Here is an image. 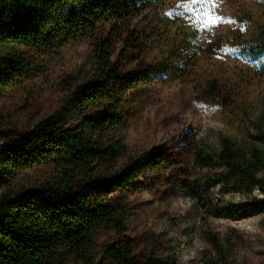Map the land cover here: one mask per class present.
Masks as SVG:
<instances>
[{
  "label": "rangeland",
  "instance_id": "374dc122",
  "mask_svg": "<svg viewBox=\"0 0 264 264\" xmlns=\"http://www.w3.org/2000/svg\"><path fill=\"white\" fill-rule=\"evenodd\" d=\"M215 3V14L233 23L203 27L196 19L203 11H197L199 5L192 12L182 7L175 13L157 10L147 14L154 18L161 38L142 57L116 46L118 74L143 64L150 81L137 86L116 83L114 100L87 115L123 116L122 127L109 136L123 138L127 145L121 164L147 154L163 158L161 166L144 164L132 189L110 196L124 230L120 237L104 227L97 237V253L108 243L125 240L133 246L138 263L152 255L164 264L221 262L208 241L212 234L226 250L221 264H264V211L250 205L254 198L264 200V172L255 191L248 193L230 184L220 168L203 170L194 163L199 154L217 157L221 137L264 146V54L259 58L240 54L243 43L264 40V0ZM141 19L143 25L148 22ZM101 32L70 39L54 51L36 45L14 49L19 68L26 73L0 87V144L56 115L78 87L96 75L97 39L109 34L108 28ZM8 51L0 43V56ZM74 113L67 129L83 126V116ZM56 175L47 161L13 175L2 171L0 200L9 189L47 186ZM194 180L211 184L210 194L204 196L206 208L177 187L178 182Z\"/></svg>",
  "mask_w": 264,
  "mask_h": 264
},
{
  "label": "trees",
  "instance_id": "16d2710c",
  "mask_svg": "<svg viewBox=\"0 0 264 264\" xmlns=\"http://www.w3.org/2000/svg\"><path fill=\"white\" fill-rule=\"evenodd\" d=\"M178 8L176 0H0V43L9 50L0 56V87L26 73L16 61V47L36 45L54 51L70 39L109 31L106 38L97 39L96 75L82 83L56 115L0 144V172L4 174L13 175L44 161L57 170L47 186L9 189L3 194L0 264H164L154 255L136 262L133 246L125 240L108 243L103 252H96L104 227L120 237L123 234L125 222L110 196L132 189L144 164L161 166L163 156L147 154L121 164L127 145L123 138L109 136L122 127L123 116L93 119L87 111L97 112L112 102L118 82L137 86L150 81V71L143 64L136 71L118 74L116 46L125 54L142 57L161 38L147 13H175ZM142 17L148 18L145 25ZM240 54L261 57L264 40L243 43ZM74 112L83 116L80 130L65 127ZM102 138L107 140L101 142ZM194 163L203 170L220 168L230 184L253 193L264 172V146L221 137L217 157L199 154ZM177 187L206 208L208 181L178 182ZM250 205L264 211V200L254 198ZM208 241L221 261L209 264H221L226 259L224 246L216 235H208Z\"/></svg>",
  "mask_w": 264,
  "mask_h": 264
},
{
  "label": "snow or ice",
  "instance_id": "6c2138e0",
  "mask_svg": "<svg viewBox=\"0 0 264 264\" xmlns=\"http://www.w3.org/2000/svg\"><path fill=\"white\" fill-rule=\"evenodd\" d=\"M195 5H199V9H197V11H199L200 9L203 10L200 11V14L198 16H196V19L199 20L201 25L205 28L218 25L220 23H233V21L230 20L225 21L223 20L222 17L215 14V8H216L215 0H187V3L178 5V7H182L185 10L192 12L193 6ZM210 9L212 11V14H209ZM233 51H238V50H233Z\"/></svg>",
  "mask_w": 264,
  "mask_h": 264
}]
</instances>
